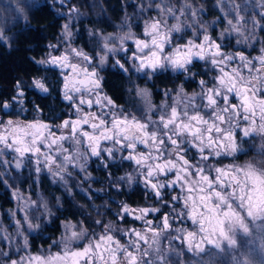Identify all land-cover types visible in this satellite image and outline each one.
<instances>
[{"label":"snow or ice","instance_id":"1","mask_svg":"<svg viewBox=\"0 0 264 264\" xmlns=\"http://www.w3.org/2000/svg\"><path fill=\"white\" fill-rule=\"evenodd\" d=\"M153 7L156 15L144 20L139 35L131 24L121 25L122 34L117 35L90 31L89 37L102 45L98 55L73 46L69 24L63 26L68 41L64 50L59 55L49 52L37 63L59 69L67 118L56 115L52 123L0 118V189H12L17 202L7 213L11 230L0 221V264H170L163 240L173 251L176 240L193 254L206 253V246L222 251L224 244L236 247L238 232L250 236L251 225L259 226L264 246V171L233 162L238 154L247 155L243 146L250 140L264 138V41L257 40L264 34V0H216L223 15L218 13L212 24L201 20L205 9L196 8L191 0L178 9L163 0L148 5ZM139 11L144 14L148 9L141 6ZM215 25L221 26L217 35ZM229 37H234V44ZM0 42H7L2 29ZM257 42L259 55L244 51L254 50ZM49 47L56 50L58 45ZM113 60L112 67L127 76L129 94L142 101V108H125L104 92L100 72ZM201 67L203 71H194ZM133 71L145 83L171 71L175 79L182 76L195 83L197 90L188 94L184 83L165 89V100L156 106L147 87L131 85ZM32 86L49 94L44 78L34 79ZM21 87L18 82L13 96L20 112ZM12 106L0 101V114H9ZM259 152L264 156V143ZM225 157L232 160L224 164ZM89 162L108 174L117 191L142 185L145 198L153 203L132 207L121 201L107 223L102 218L65 220L60 239L47 253L26 252L13 259L11 250L17 254L27 250L28 234L54 223L55 212L44 197L25 198L8 176L13 170L22 175L27 167L30 187L46 177L71 195L73 177L81 184L94 181ZM125 163L131 171L115 176L113 169ZM75 187L88 194L80 184ZM55 201L62 207L60 197ZM130 223L132 227L118 226ZM53 246L59 250L51 251Z\"/></svg>","mask_w":264,"mask_h":264},{"label":"trees","instance_id":"2","mask_svg":"<svg viewBox=\"0 0 264 264\" xmlns=\"http://www.w3.org/2000/svg\"><path fill=\"white\" fill-rule=\"evenodd\" d=\"M195 1L194 6L196 8L203 7L205 9L202 15H205L208 19L209 17L213 18V20L217 19L218 12L214 9L213 2L209 0ZM155 2L158 3L160 0ZM163 2H168V6L179 8V4L173 3L174 0H164ZM66 4L68 9H77L81 13L80 18L77 17L75 26L76 32L73 42L75 45L78 44L77 40H86L90 31H110L127 24H131L134 30H137L145 19L150 18V15L154 16L150 8L144 14L140 13L139 9L141 6L147 9L141 0H68ZM63 10L47 1L39 2L35 6H28L27 4L25 5V0H0V15H5L9 11L10 14H13L12 17L5 15V19L0 16V29L3 30L5 37H7V42H0V99L13 88L17 80H24L36 73L35 61L40 59L47 51L48 46L54 45L60 36L65 21ZM126 80L127 76L120 72H108L105 78L103 88L118 104L124 103ZM159 83L160 78L149 81L148 84L153 91H156L160 87ZM154 94L157 100L158 92ZM126 166L125 164L123 173L127 171ZM92 167L93 169L90 172L96 177L90 188L92 191L89 190V196H92V199L83 200L84 198H82V201L78 198H67L63 193H60L58 187H48L43 184V189L46 191L48 189L53 190L54 194L62 199L63 205L55 211V217H53L55 222L43 226L40 233L30 238L31 251L34 252L38 249L49 247L56 240L62 221H81L86 219L89 222H94L101 218L105 222L112 220L113 213L103 211V209L98 210L99 205H106L98 197L101 194L106 195V190L109 196L112 192L111 186L102 187L99 185L105 182L110 183L106 177L108 174L103 169L98 168L96 163H93ZM118 173L120 174L121 170ZM118 193L119 196H122L120 192ZM139 197V194L135 195V198ZM0 200L6 204L5 198L1 193ZM79 201L84 203L86 211L82 212ZM3 203H1L3 206H7ZM108 204L110 205L111 203ZM97 211L99 215H97ZM118 226L128 227L129 224H118ZM238 236L241 237V234L239 233ZM239 244H242V242L240 241ZM223 248L222 251L207 248L206 253L195 254L193 260L197 264H241L243 262L240 257H237L239 253L236 247L228 248L224 244ZM259 251L264 254L263 247Z\"/></svg>","mask_w":264,"mask_h":264},{"label":"rangeland","instance_id":"3","mask_svg":"<svg viewBox=\"0 0 264 264\" xmlns=\"http://www.w3.org/2000/svg\"><path fill=\"white\" fill-rule=\"evenodd\" d=\"M43 1H47V2H50L52 4H55L57 5L59 8L61 9H64L63 10V15H64V24H69L70 26V29L73 33V38H72V44L74 42V34L76 32V24H77V17L80 18L81 16V13L79 11H77L76 13H73L70 9H68V5L66 4V1L68 0H64V3H61L60 0H25V5L27 4L28 6H35L37 5L39 2H43ZM140 1V0H139ZM143 1V4L146 5L147 9H148V5L151 3L153 5L156 4V0H141ZM150 1V2H149ZM164 1V0H163ZM203 1H206V0H203ZM210 2H213L212 5H216V0H209ZM161 2V0H160ZM184 2V0H174L173 3H176V4H179V7L180 5ZM194 2H196L195 0H191V3L194 5ZM237 2H241V0H237ZM249 3H251V0H248ZM165 5L168 4V2H163ZM67 9V10H66ZM153 13H154V16L156 15V10L155 8H150ZM178 9V8H177ZM221 16L223 15L222 12H220V10L218 8H214ZM12 11V10H10ZM10 11L5 14L7 15L8 17H12L13 14H10ZM19 11V10H18ZM22 13V12H21ZM249 15L252 14V10L251 8H249ZM5 15H0L2 19H5L6 16ZM22 15V14H21ZM209 17V16H208ZM85 19V18H84ZM201 20L206 23V24H212L213 21V18H206L205 15H202L201 16ZM144 23V21H143ZM142 26L143 24L137 29V30H134V28L132 29V31L134 33H136L137 35L140 34V30L142 29ZM215 30L213 32V35H217L220 31H221V26L220 25H215L214 26ZM126 30V28H125ZM192 29H189L188 31L190 32ZM94 32H97V33H103L104 35H117V34H122L121 33V26L119 27H116L114 28L113 30H110V31H101V30H96ZM261 35V36H260ZM230 40H232L233 44H234V37H229ZM257 40L259 41H264V34H258L257 35ZM78 44H73V46H85L87 48V52L93 54V55H98L99 53V50H100V47H102V45H98L96 40L91 38V37H88L86 40H83V41H78ZM68 43L67 40H65L63 38V27H62V30L60 32V36L58 37L57 41L55 42L54 45H58V48L56 50H53L52 48L50 49L49 52H53V54L55 55H59L60 52H62L66 46V44ZM61 47H64V48H61ZM260 48H261V43L257 42L254 44V50L253 48H250V47H245L244 48V51L246 53H250L251 56L255 57L257 55L260 54ZM232 49H229V51H231ZM49 52L44 56V59H47L48 58V55H49ZM120 56H123L124 54L123 53H120L119 54ZM112 63H114V60L113 61H110L108 66L106 68H104L103 70H101L100 72V75L102 76V73L108 69H114L112 67ZM201 62H198V64H200ZM42 68H53V67H50V66H41ZM128 67L131 68V64L129 63L128 64ZM56 69V68H55ZM197 70L199 71H203L204 69L201 67V68H198ZM171 72V71H170ZM132 76H133V79L131 81V85L132 86H138L140 88H145L147 87L145 84V80L141 77H139L134 71L132 73ZM38 78H42V77H38ZM36 78V79H38ZM211 78V76L209 75V79ZM129 86H130V81L126 80V95H125V98H124V104L121 105V106H124L125 108H131V107H136V108H142L143 107V103L142 101L139 100L138 97H136L135 95H130L129 94ZM34 88V87H33ZM148 88V87H147ZM196 88V86H195ZM191 89V88H190ZM190 89H186L185 91L188 93V94H191L192 92L196 91V89H193V90H190ZM150 91V89H149ZM152 93V96H151V100H152V103L156 106H159L164 100H165V97L163 96V100L162 101H154V93L152 91H150ZM169 103H171V101H169ZM66 104V102H65ZM68 113H69V109L67 110ZM68 116V114H67ZM31 121V120H30ZM261 143H264V138L260 137V136H256L254 137L252 140L249 141V144L248 145H244L243 148H244V152L247 153V155L243 154V153H240L238 154L239 155V158L234 160L233 162L236 163L237 165H247V164H251L252 166L260 169L261 171H264V156H261L260 155V152H259V149H260V145ZM251 145H254V146H251ZM8 159H11L10 156L7 157ZM232 160V158L230 157H225L223 158V163L224 164H228L230 161ZM94 162H89V165H92ZM126 164V163H125ZM127 167V166H126ZM92 177L94 178V180L96 179L95 176H93V174H91ZM29 176V169L26 167L22 170V175L20 173H16L14 170L12 171V174L8 176V181L12 184H15L17 187L20 188V192L21 194L27 198V197H31L33 200H38L40 197H44L45 199L48 200L49 202V206L53 209V211L55 212L56 210H58L60 207H57L56 205V201H55V198L53 197V194H45V190L43 189V184H49L50 186L53 185L51 183V181L49 179H47L46 177L42 179L41 181V184L38 185V186H32L30 187V182L28 183V186L25 187L24 185H22V183L24 181H26V178ZM88 183V184H87ZM93 182H85L83 184H81V181L79 178L77 177H73V191H72V194L78 198V199H81V197L86 196L88 197L89 196V190L92 191L91 188V185ZM77 184H80L81 187H83L85 190H88V194L85 195L84 192H81L79 188H76L75 185ZM22 185V186H21ZM89 185V186H88ZM54 187H58L59 190L61 192H67L65 190L64 187L60 186V185H54ZM134 189H138V190H142L143 193H144V188L142 187V185H134ZM7 191L9 192L10 194V199L12 201V207L11 208H3L1 203H0V221H3V224H4V227L5 228H9L11 230V221L9 219V217L7 216V213L14 209L16 207V204L17 202L12 198L11 196V191L12 189H7ZM72 194L69 195L67 194V197H71L72 198ZM144 198H145V195H144ZM171 197L169 196L168 199H170ZM73 199V198H72ZM146 199V198H145ZM1 202V201H0ZM153 203L152 200H148L146 199V203L143 204L141 207L143 206H147V205H151ZM165 211H167V209H165ZM115 214V212L113 213V215ZM37 215H39V213H37ZM155 219V218H153ZM63 222V221H62ZM61 222V223H62ZM74 223L75 222H79V221H73ZM107 223V222H105ZM49 225V223H45L43 224V226H47ZM120 225V224H119ZM133 225L130 223L128 227H132ZM135 226L136 227H141V225L139 224V222H135ZM183 225H177V227H182ZM189 227H191L190 225V222H189ZM122 227V226H120ZM259 226L257 225H251L250 226V233L251 235L250 236H245L243 235L242 233L241 234V237H237V245H236V248H237V251H238V255L237 257H240L243 261H246L247 264H264V254H261L259 249L260 248H264V246L261 245V239H260V236H259ZM62 228L60 227V230H59V233L57 235V238L56 240H59L60 239V236L62 234ZM36 234L38 233H29L28 236H29V245H30V238L32 236H35ZM237 235H239V232L237 233ZM240 241L242 242V244H239ZM122 242H125L122 240ZM162 246L168 250L170 252V258H169V261H170V264H175V263H178V264H190V262H193L194 260V255L192 252H189L186 248V246L184 244H182L179 240H176V241H173V247L175 249V251H173L172 249L169 248V245H168V242L166 240H163L162 241ZM207 248H211L210 246H206ZM224 247V245H223ZM4 250L5 251H8L9 249L7 248V246L4 247ZM59 249L56 247V246H53L51 248V251L53 252H56L58 251ZM49 251V247L47 248H41V249H38L36 251H31V248L29 247L27 250H22L20 253H16L15 249L13 248L11 250V255H12V258L13 259H19L21 256L25 255L26 252H31L32 254H37V253H40V252H44V253H47ZM179 253L180 255L177 256L176 253ZM4 259H7V257H5ZM196 262V261H194ZM197 264V263H196Z\"/></svg>","mask_w":264,"mask_h":264},{"label":"flooded vegetation","instance_id":"4","mask_svg":"<svg viewBox=\"0 0 264 264\" xmlns=\"http://www.w3.org/2000/svg\"><path fill=\"white\" fill-rule=\"evenodd\" d=\"M77 48H83L84 51L87 52V48L85 46H75ZM64 48V47H61ZM50 47L48 46L47 51L41 56L40 59L35 61L36 67H37V71L36 73L32 74L30 77L25 78L24 80H17L15 82V85L13 86V88L7 93L4 94L2 96V98L0 99V101L3 100H7L9 102L12 103V108H10L9 114L7 115H3L0 114V118L4 119V120H8V119H19V120H33L34 118H38V119H42L44 122L46 123H52L53 120H55L56 115H60L63 118H67V114H68V108L65 104V101L61 98V76L59 74V69H55V68H42L41 65H39L37 63V61L42 60L44 58V56L50 51ZM197 69H194V71ZM108 72H114V73H118V71L116 69H108L106 71H104L102 73V77L103 79V85H104V81L106 76L108 75ZM38 77H42L46 80V84L49 87V94H43L41 93L39 90L33 88L32 86V81ZM20 83L22 85L21 87V91L24 92V96L22 97L23 100V109L24 111L20 112V108L21 105L19 103H16L15 101H13V96L16 94V85L17 83ZM149 81L147 82V84H145L148 89H150V91H152L153 93L158 92V99L156 100L155 98V94L154 95V101L158 102L159 100L162 101L163 100V92L165 89H173L178 87L181 83H184L186 85L185 90L186 89H196L195 83H188L187 81H184L183 77L181 76L180 79H175V76L172 72L168 71V72H164L160 74V83H159V88H157L156 91H153V89L150 88L149 86ZM104 90V88H103ZM104 92H106L104 90ZM107 93V92H106ZM108 94V93H107ZM109 95V94H108ZM110 96V95H109ZM111 97V96H110ZM117 103V102H116ZM118 104V103H117ZM122 104H118V105H123ZM16 112H19V116L15 115ZM61 121L60 120H56V123L59 124ZM127 165V163H126ZM93 169L92 165H89V171H91ZM102 169V168H101ZM127 171H131L130 168H126ZM121 170V173L119 174L118 171ZM113 172L115 174V176L119 177L124 175V167L120 168L119 170L113 169ZM106 177L108 178V175H106ZM30 182V184H32V181H24L22 183V185H24L25 187L28 186V183ZM45 184V183H44ZM88 184V183H87ZM110 184V183H109ZM108 183H100V186H110ZM21 185V186H22ZM48 187H54V185H49L46 184ZM92 186V184H90ZM89 186V185H88ZM135 187L133 186V189L130 190L127 186L121 187V189L119 191H117L116 187L111 186L112 192L111 195L109 196L106 190V195L101 194L98 198L101 200H103V202L106 205H99L98 210H102L103 211H107V212H111V213H116L119 209V205L121 203V201L126 202L128 204H130V206L132 207H141L143 204L146 203V199L144 198V193L142 190H138L137 188L134 189ZM101 191V190H100ZM45 194H53V197H59L57 195H55L53 190H49L48 191H44ZM96 192V191H95ZM120 192L122 194V196H119ZM1 195L3 194V197L5 198V203L4 204L1 200L0 203H3L4 205L7 206H3V208H11L13 205L11 199H10V194L7 190L5 189H1ZM65 195V197H67L68 192H61ZM139 194L140 197L139 198H135V195ZM127 195V196H125ZM129 195H133V196H129ZM69 198V197H67ZM72 198L77 199L73 194H72ZM84 198L83 200H86L88 197L84 196L81 197ZM110 198V199H109ZM82 200V201H83ZM108 203H111L110 205ZM79 204L81 205V210L86 211L85 205L84 203L81 201H79ZM102 211V212H103Z\"/></svg>","mask_w":264,"mask_h":264},{"label":"clouds","instance_id":"5","mask_svg":"<svg viewBox=\"0 0 264 264\" xmlns=\"http://www.w3.org/2000/svg\"><path fill=\"white\" fill-rule=\"evenodd\" d=\"M190 264H196V262L193 261V262H190Z\"/></svg>","mask_w":264,"mask_h":264}]
</instances>
